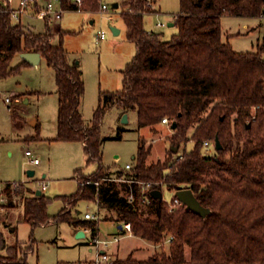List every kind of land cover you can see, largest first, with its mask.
<instances>
[{"label":"trees","instance_id":"1","mask_svg":"<svg viewBox=\"0 0 264 264\" xmlns=\"http://www.w3.org/2000/svg\"><path fill=\"white\" fill-rule=\"evenodd\" d=\"M117 2L136 53L123 70L122 88L101 91L87 124L80 110L85 92L82 70L78 62L71 61L62 40L58 45L51 42L49 20L45 32L28 30L21 21L13 20L9 7L0 0V78L18 69L10 66L17 54L39 51L56 72V138L82 141L88 161L98 164L93 174L78 175V190L63 197L65 205L54 216L48 213L52 198L28 187L31 194L24 196V220L33 227L53 219L76 228H94L95 220L74 215L67 205L98 198L102 208L114 212L111 219L131 222L136 235L155 243L173 237L168 251L144 260L132 256L117 259V264H264V49L235 51L224 38L221 19L226 14L264 15V0H180L174 20L178 31L170 38L146 29L145 14L155 9L148 0ZM101 3L83 0L80 10H97ZM61 5L66 10L79 9L74 0H61ZM35 7L40 11L37 2ZM59 33L63 39V31ZM23 63L31 64L24 59ZM113 105L125 112L135 111L140 127L154 129L164 117L171 124L177 122L164 159L149 161L152 143L140 136L131 168L116 175L105 168L101 123ZM13 116L17 118L18 112ZM192 127L195 130L189 135ZM216 137L221 148H216ZM188 140L194 146L184 147V156L177 158L172 147L179 145L180 150ZM205 140L215 144V152H203ZM106 176L163 184L154 183L147 189L148 201L144 202L139 182L130 185L106 179L99 186L85 183ZM164 185L173 190L191 188L209 212L201 215L186 206L171 211L164 198L151 194ZM21 187L25 188L21 182L17 186L8 183L0 188V198L3 193H20ZM131 188L134 203L128 201ZM31 250L33 242L28 246L19 240L10 244L0 228V264H31L27 259Z\"/></svg>","mask_w":264,"mask_h":264},{"label":"rangeland","instance_id":"2","mask_svg":"<svg viewBox=\"0 0 264 264\" xmlns=\"http://www.w3.org/2000/svg\"><path fill=\"white\" fill-rule=\"evenodd\" d=\"M102 1L108 4L107 10H66L55 23L49 22L53 27L51 42L58 45L62 40L69 58L78 62L82 70L85 92L80 110L87 124L91 122L99 104L100 90L122 88L123 69L136 52L135 43L127 37L126 31L115 34L112 29L118 21L122 22V9L113 7V3L119 0ZM37 3L41 10L46 0H37ZM18 4L19 0H12L13 7H18ZM154 8L145 14L146 29L161 33V38H170L178 31L176 25L168 23L175 20V13L180 10V0H155ZM221 19L224 38L229 40L235 51L264 49V15L226 14ZM21 22L26 29L41 33L46 30L47 18L39 13L35 3H31L26 13L22 14ZM158 22L163 25L157 26ZM59 30L64 33L63 39L60 38ZM102 30L106 32V37L97 43L98 32ZM10 66H18V69L0 78V183L21 182L25 188L21 187L20 193L1 194L0 228L6 236L8 229L1 223L10 222L17 227L14 235L9 234L10 240L18 239L24 246L33 242V250L27 254L31 264H58L60 261L76 264L85 261L94 255L90 250L93 235L77 236L79 230L67 221L51 219L35 227L28 221H21L24 217V196L31 194L28 187L35 192L41 189V181L44 180L47 188L43 193L52 198L48 213L54 216L65 205L63 197L78 190V175L93 174L98 164L88 161L82 141L56 138L59 94L55 68L45 58L40 60L38 66L25 64L21 54L14 57ZM8 95L11 96L10 104L5 101ZM17 96L19 101L16 100ZM14 111L19 113L18 118H14ZM208 112L204 113L205 116ZM125 113L128 114L126 121L123 120ZM31 119H36L38 126ZM153 128L140 127L135 111L125 112L116 105L110 106L101 123V150L105 168L116 175L119 171L125 173L129 169L128 163L133 166L140 136H145L147 143H152L149 161L164 159L170 148L169 136L173 129L163 123ZM194 130L195 127H192L189 135ZM194 144L193 140H188L180 151L184 147L191 149ZM27 150H31L32 155H28ZM211 150L215 152L214 146ZM203 152L207 153L204 149ZM33 157H38L40 162L33 163ZM30 169L35 170L33 176L28 175ZM162 191L165 201L172 200L176 192L165 185ZM67 209L76 216L84 217L88 209L97 210L98 203L96 200L80 199L75 205L69 203ZM101 212L103 216L99 222V233L114 235L112 233L117 232L122 235L116 221L110 220L114 212L109 213L107 209ZM14 242L8 241L10 244ZM118 245L121 246V257L134 250L133 255L138 259H145L154 252L169 250V242L153 247L145 240L131 235L124 236L111 247L116 248Z\"/></svg>","mask_w":264,"mask_h":264},{"label":"built area","instance_id":"3","mask_svg":"<svg viewBox=\"0 0 264 264\" xmlns=\"http://www.w3.org/2000/svg\"><path fill=\"white\" fill-rule=\"evenodd\" d=\"M77 4L80 10L81 5L83 3V0H74ZM149 1V5L154 7V3L152 2L153 0H148ZM37 0H19V4L18 7H13L12 6V0H4V4L7 5L11 11V16L13 18L14 21H21V16L22 14L26 13V10L28 8V6L31 3H36ZM101 10H107L108 9V4L103 2L101 3L100 6ZM66 11V9L61 5V0H46V5L43 9H41L39 11L40 14H42L43 16H45L49 22L54 23L56 20L60 19L64 12ZM163 23L162 22H158L157 26H162ZM106 37V32L104 30L98 32L97 35V39L96 42L99 43L102 39H104ZM16 100H18V98H16ZM5 101L7 103H11V96H5ZM162 123L163 124H167L169 126H171V120L168 117H164L162 119ZM171 128V127H170ZM215 144L210 141V140H205L204 141V147L203 149L206 150L207 153H212V146H214ZM27 154L28 155H32V151L31 150H27ZM184 156V150L177 151V158H182ZM32 162L37 164L40 162V159L38 157H33ZM132 165L130 163L127 164V168H131ZM122 180V181H126L127 183H129L130 185L133 182H139L141 190H142V200L144 202L148 201L147 195L145 194V191L149 188H151L153 186V184H163V182H146V181H138L132 177H115V176H106V177H102L100 179H87L85 181V183H94L95 185L99 186L101 184V182L103 180ZM14 186L18 185V182H13ZM47 188V183L43 180L41 181V190H45ZM176 191V190H175ZM128 201L130 203H134L135 201V193L133 191V189L131 188L129 195H128ZM96 202L98 203V209L97 210H89L86 211L84 213V218L86 219H91V220H95L96 226L93 227H89L90 230H96V232L93 234L90 242H91V246H92V250L94 252V257L88 261H84L80 264H117V258L114 257L110 252H109V246L112 243L115 242H119L123 236L125 235H131L134 234L133 228H132V224L129 221H124L122 222V229L125 231L124 234L122 235H111V236H102L99 232V222L102 219V206L100 203V200L97 198ZM169 209L172 211L176 208H178L179 206H186L179 198L178 196L175 194L174 197L172 198V200L170 201H166ZM173 239V237L171 235L167 236V238L164 241H161L157 244H155V246H159L162 245L165 242H171Z\"/></svg>","mask_w":264,"mask_h":264},{"label":"water","instance_id":"4","mask_svg":"<svg viewBox=\"0 0 264 264\" xmlns=\"http://www.w3.org/2000/svg\"><path fill=\"white\" fill-rule=\"evenodd\" d=\"M118 6H119L118 2L113 3V7L117 8ZM168 24L173 25L174 22H169ZM112 29H113V32L115 34H117L119 32V28H117L115 26H112ZM21 55H22L24 60L29 61L33 65H37L42 58V55L39 51H25V52H22ZM127 115H128L127 113L124 114V116H123L124 121L127 120ZM176 126H177V122L174 121L170 127L172 129H174ZM249 126H250V123L248 124V127ZM215 144H216V148L222 147V144H221L220 139L218 137H216ZM172 150H173V152H177L179 150V145L172 147ZM34 174H35L34 169L28 170L29 176H33ZM41 193H42V190L38 189L36 194L39 195ZM151 194L156 198H163L162 190L159 188L152 189ZM175 194L186 205L187 208H190L193 211L200 213L201 215H206L209 212V208H207L201 204V202L198 200V198L196 197V195L194 194V192L191 188L178 189V190H176ZM120 227H122L121 224H120ZM77 236H85L84 230L80 229L77 232Z\"/></svg>","mask_w":264,"mask_h":264},{"label":"crops","instance_id":"5","mask_svg":"<svg viewBox=\"0 0 264 264\" xmlns=\"http://www.w3.org/2000/svg\"><path fill=\"white\" fill-rule=\"evenodd\" d=\"M119 7V6H118ZM119 8H122V7H119ZM80 11H82V10H80ZM158 10H156V12H157ZM176 14V13H175ZM122 18V17H121ZM172 22H174V21H172ZM55 23V22H54ZM173 25H175V24H173ZM116 27L117 28H119V32L117 33V34H119V33H122L123 31H126V33H127V27H126V24H125V22H124V20H123V18H122V22L121 21H118L117 23H116ZM135 48H136V45H135ZM136 53V52H135ZM44 57L42 56V58L41 59H43ZM132 60V59H131ZM130 62V61H129ZM128 62V63H129ZM127 63V64H128ZM126 64V65H127ZM39 65V63L36 65V66H38ZM126 67V66H125ZM124 67V68H125ZM124 70V69H123ZM122 82H123V78H122ZM122 86H123V83H122ZM116 90H120V89H115V90H113V89H104V90H100V92L101 91H116ZM99 96H100V93H99ZM16 98H18V96L16 97ZM20 99L18 98V100L17 101H19ZM81 106V105H80ZM81 108V107H80ZM19 114V113H18ZM19 117V116H18ZM17 117V118H18ZM31 122L33 123V124H35V125H37L38 123V121L36 120V119H31ZM38 126V125H37ZM84 144V143H83ZM38 164V163H37ZM8 183H12L13 184V182H8ZM8 183H6V184H4V185H2L1 183H0V188L1 189H4L5 187H6V185L8 184ZM43 192V191H42ZM37 193V192H36ZM162 193H163V191H162ZM4 194V193H3ZM4 208V207H3ZM106 209L107 208H103V210L106 212ZM108 211H109V213H110V210L109 209H107ZM106 216V215H105ZM105 218V217H104ZM24 220V217H23V219L21 220V221H23ZM110 220H114V219H110ZM25 221V220H24ZM114 221H116V220H114ZM1 222H3V221H1ZM8 223V224H7ZM116 223H117V228H118V231H121L122 232V234H124V230L122 229V227H120V222H118V221H116ZM3 226H4V228L6 229H8V231H6V238H7V241H15L14 239H12V240H10L8 237L10 236L9 234L11 233V234H15L16 233V231H17V227H15L14 225H12V223H10V222H3V223H1ZM122 225V224H121ZM89 227L90 226H79L78 228H76L75 227V229L76 230H80V229H82V230H84V232H85V235L86 234H91V235H93L94 234V230L92 231V230H90L89 229ZM11 228H14L12 231L10 230ZM99 229H100V227H99ZM99 229H98V232H99ZM101 234V233H100ZM112 234H114V235H119L117 232H114V233H112ZM102 236H111V235H102ZM126 236V235H125ZM131 236H134V237H138V238H140V239H143V240H145L146 242H148V244L149 245H152L153 247H156L155 246V244H157V243H152L150 240H147V239H145V238H143V237H140V236H138V235H136L135 233L134 234H131ZM124 237V236H123ZM122 237V238H123ZM18 240V239H17ZM121 241V240H120ZM119 241V242H120ZM115 243H118V242H115ZM112 244H114V243H112ZM111 244V245H112ZM111 245L109 246V252L114 256V257H116L117 259H126L127 257H129V256H132V258H134V259H138V258H136V257H134V255H133V253H134V250H130V252L127 254V256H125V257H121L120 256V250H121V246L120 245H118L116 248H112L111 247ZM90 250L92 251V253L94 254V252H93V250H92V246H91V248H90ZM154 252V251H153ZM155 253V252H154ZM154 253H151V254H149V256L147 257V258H149L150 256H152V255H154ZM93 257H94V255H93ZM93 257H90L89 259H87V260H85V261H88V260H90V259H92ZM147 258H145V259H147ZM139 260H144V259H139ZM82 262H84V261H79V262H77L76 264H80V263H82ZM66 264H67V262H66Z\"/></svg>","mask_w":264,"mask_h":264}]
</instances>
